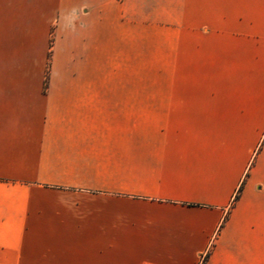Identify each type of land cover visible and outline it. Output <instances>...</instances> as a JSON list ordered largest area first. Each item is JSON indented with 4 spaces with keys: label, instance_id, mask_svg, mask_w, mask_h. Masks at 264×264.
Segmentation results:
<instances>
[{
    "label": "crops",
    "instance_id": "0c3cea01",
    "mask_svg": "<svg viewBox=\"0 0 264 264\" xmlns=\"http://www.w3.org/2000/svg\"><path fill=\"white\" fill-rule=\"evenodd\" d=\"M0 263L264 264V0H0Z\"/></svg>",
    "mask_w": 264,
    "mask_h": 264
},
{
    "label": "built area",
    "instance_id": "2783aa9c",
    "mask_svg": "<svg viewBox=\"0 0 264 264\" xmlns=\"http://www.w3.org/2000/svg\"><path fill=\"white\" fill-rule=\"evenodd\" d=\"M0 264H2V263H0Z\"/></svg>",
    "mask_w": 264,
    "mask_h": 264
}]
</instances>
